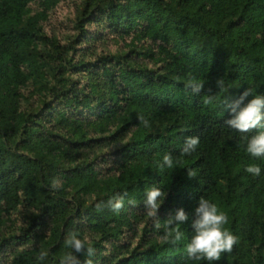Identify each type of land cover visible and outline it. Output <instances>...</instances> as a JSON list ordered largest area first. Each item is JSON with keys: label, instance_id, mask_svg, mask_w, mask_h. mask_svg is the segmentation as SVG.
<instances>
[{"label": "trees", "instance_id": "obj_1", "mask_svg": "<svg viewBox=\"0 0 264 264\" xmlns=\"http://www.w3.org/2000/svg\"><path fill=\"white\" fill-rule=\"evenodd\" d=\"M246 89L264 95V0H0V264H207L156 226L183 208L187 237L199 198L238 238L213 264H264L257 130L225 124Z\"/></svg>", "mask_w": 264, "mask_h": 264}, {"label": "clouds", "instance_id": "obj_2", "mask_svg": "<svg viewBox=\"0 0 264 264\" xmlns=\"http://www.w3.org/2000/svg\"><path fill=\"white\" fill-rule=\"evenodd\" d=\"M217 85L222 86V81L218 80ZM190 87L193 92H199L201 85L190 84ZM227 111L230 114V118L225 120L228 128L241 134L257 130L255 134L243 137L244 151L253 160L264 161V95L257 92L253 94L250 89H246L240 97L227 105ZM198 144V137H188L185 139L181 151L185 155H189L196 150ZM174 164L175 161L170 154H164L157 161V167L161 171L173 169ZM243 171L253 177H258L262 173L260 163L247 164ZM165 195L166 193L157 186L149 187L144 192L143 202L149 209L150 217H157V210ZM122 207V198H117L111 203L114 212L119 211ZM186 221H189V214L183 208H177L174 214L163 220L162 225L158 220L156 226L163 228L162 239L166 242H179L186 239L184 253L189 259L213 264L221 258L222 254L231 252L233 246L238 242L237 236L226 227L227 214L209 199L199 198L197 200L196 206L192 209L191 231L187 237L180 227ZM65 244L76 253L87 250L90 254L92 251L91 248L85 249V241L75 232L69 234ZM43 255L44 253L41 254V256ZM69 259L71 258H66V261H62L61 264H67Z\"/></svg>", "mask_w": 264, "mask_h": 264}, {"label": "rangeland", "instance_id": "obj_3", "mask_svg": "<svg viewBox=\"0 0 264 264\" xmlns=\"http://www.w3.org/2000/svg\"><path fill=\"white\" fill-rule=\"evenodd\" d=\"M61 10H64V8L62 7V8H59V11H61Z\"/></svg>", "mask_w": 264, "mask_h": 264}]
</instances>
